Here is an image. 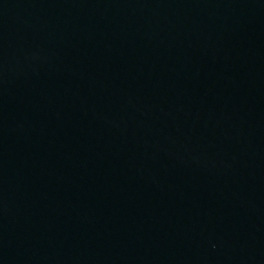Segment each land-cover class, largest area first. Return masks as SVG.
Instances as JSON below:
<instances>
[{
	"label": "water",
	"instance_id": "water-1",
	"mask_svg": "<svg viewBox=\"0 0 264 264\" xmlns=\"http://www.w3.org/2000/svg\"><path fill=\"white\" fill-rule=\"evenodd\" d=\"M0 264H264V0H0Z\"/></svg>",
	"mask_w": 264,
	"mask_h": 264
}]
</instances>
